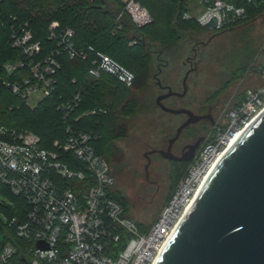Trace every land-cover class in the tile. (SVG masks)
I'll return each instance as SVG.
<instances>
[{
	"label": "built area",
	"instance_id": "1",
	"mask_svg": "<svg viewBox=\"0 0 264 264\" xmlns=\"http://www.w3.org/2000/svg\"><path fill=\"white\" fill-rule=\"evenodd\" d=\"M121 1L134 24L151 22L149 12L138 0ZM245 1L264 4V0ZM196 10L202 27L215 23L219 31L231 30L249 18L244 0H199ZM184 17L193 16L187 12ZM10 26L11 48L17 54L0 63V82L26 106L34 107L54 92L60 54L85 59L92 53V78L109 74L126 86L134 83L135 75L108 55L92 48H75L70 28L61 29L58 48L44 54L28 22ZM81 102V93L60 102L58 109L64 114L67 137L63 142L55 140L50 148L43 147L41 138L32 131H9L0 126V189L6 188L21 200L13 203L8 198L0 199V210L6 214V220L0 218V222L10 233L0 252V264H155L227 144L264 109V84L247 90L227 122L217 127L145 233L110 196L115 177L95 149L99 135L73 128L67 122ZM100 113L102 109L90 108L75 121ZM4 204L17 214L9 217L6 211L10 208L1 207Z\"/></svg>",
	"mask_w": 264,
	"mask_h": 264
},
{
	"label": "trees",
	"instance_id": "2",
	"mask_svg": "<svg viewBox=\"0 0 264 264\" xmlns=\"http://www.w3.org/2000/svg\"><path fill=\"white\" fill-rule=\"evenodd\" d=\"M138 2L151 16V22L144 26L133 23L125 11V3L121 0H0V63L15 58L17 54L11 48L10 25L28 22L35 40L41 42L44 54L55 51L58 48L60 30L70 28L75 48H92L94 52L104 53L135 75L131 86H126L109 74L95 79L89 75L92 53H87L85 59H71L66 54H60L57 58L61 68L55 76V90L34 107L23 104L0 82V126L9 131H32L41 138L43 147L50 148L55 140L63 142L67 137L64 114L58 109L60 102L81 93L80 107L67 118V122L73 128L93 131L99 135L94 144L95 149L113 170L122 153L116 146V141L126 137L130 121L147 103L145 91L152 76L155 45L163 48L173 46L185 32L199 33L203 28L196 18L184 17L189 0ZM244 6L249 18L236 27L254 21L264 13V4H250L244 0ZM252 59L253 55H245L240 62L234 64V77L247 70L263 75L264 64L257 68L250 66ZM90 108L102 109V113L82 116L75 121ZM215 132L216 129L213 133ZM189 166L190 163L171 164L170 190L176 189ZM109 192L122 205L124 215L131 218L127 196L116 184ZM174 192L175 190L169 200ZM0 196L13 203L20 200L6 188L0 189ZM6 206L10 208L6 211L9 217L17 214L10 205L4 204L1 207ZM135 222L142 232L145 231L141 223ZM9 235L0 222V252L10 239Z\"/></svg>",
	"mask_w": 264,
	"mask_h": 264
},
{
	"label": "rangeland",
	"instance_id": "3",
	"mask_svg": "<svg viewBox=\"0 0 264 264\" xmlns=\"http://www.w3.org/2000/svg\"><path fill=\"white\" fill-rule=\"evenodd\" d=\"M198 4L199 0H189L187 5V12L194 18L199 16V11L196 10ZM263 21L264 18L257 19L227 31L203 27L199 33L185 32L180 41L173 46L163 48L155 45L152 76L145 91L147 103L130 121L126 137L116 141V146L122 153L113 166L114 172L112 170L116 187L129 200L131 218L142 224V229H145L143 233L147 232L149 226L160 216L170 201L173 190H176L175 188L170 190V166L159 154L151 157L149 169L150 180L157 184L152 185L147 181L145 175L147 159L144 154L155 149H166L169 140L176 135L177 128L187 119L186 115H173L158 107L157 97L167 91L157 85L155 75L158 74V80L164 87L181 93L182 83L189 69V65H185L187 58L197 54L196 73L187 81V95L184 98H172L164 104L168 108L189 109L197 114L200 106L208 102L218 109L214 114L217 124H224L230 111L245 92L264 84V74L261 75L259 72L247 70L235 77L232 74L234 64L240 62L245 55H253L250 66L257 68L264 64ZM193 48H197V53L193 54ZM160 53L162 65L161 73H158L157 59ZM36 101L37 98H34L33 102ZM206 125L207 128H211L209 123L203 122L201 125L186 129L177 142L178 145L196 139L198 129L206 128ZM214 134L207 131L206 142ZM0 199L6 198L0 196ZM0 218L6 220V214L1 210Z\"/></svg>",
	"mask_w": 264,
	"mask_h": 264
},
{
	"label": "water",
	"instance_id": "4",
	"mask_svg": "<svg viewBox=\"0 0 264 264\" xmlns=\"http://www.w3.org/2000/svg\"><path fill=\"white\" fill-rule=\"evenodd\" d=\"M215 29L216 24L207 25ZM168 89L156 99L158 107L173 115H187L170 146L184 129L202 117L188 109L168 108L164 100L173 95ZM201 140L192 147L194 150ZM166 160L180 161L170 150H158ZM146 177L151 160L146 154ZM188 158L187 160H192ZM157 264H264V109L242 130L211 169L194 199L164 243Z\"/></svg>",
	"mask_w": 264,
	"mask_h": 264
},
{
	"label": "flooded vegetation",
	"instance_id": "5",
	"mask_svg": "<svg viewBox=\"0 0 264 264\" xmlns=\"http://www.w3.org/2000/svg\"><path fill=\"white\" fill-rule=\"evenodd\" d=\"M262 18H264V14L262 16H260L259 18H256L255 20L262 19ZM201 44L203 45V43H201ZM192 50H193V54L197 53V48H193ZM196 58H197V54H195V56H193V57H188L187 58V62L185 63V65H189V69L187 70V73L185 74V77H184V80H183V83H182L183 84V90H184V83L187 86V81L190 78V76L191 75H194L196 73V68H195V65L197 63V59ZM157 60L159 61L158 62L159 63V66H158L159 72L158 73H161L162 59H161V56L160 55L158 56V59ZM154 78L156 80H158V74L155 75ZM162 90H166L168 92V89H162ZM167 92H165V93H167ZM187 92H188V89H187ZM178 93H180V92H178ZM186 95H187V93H186ZM185 96L180 97V96L173 95V96L168 97L167 99H165L164 102L169 101L172 98H184ZM217 111H218V109L215 108L213 105H209L208 102H205V103H203V105L200 106L199 110L197 111L198 112L197 114H195L192 111L195 115L202 117V119L200 121H198L197 123H194V124L188 126L186 129H188V128L192 127V126H195V125H201L203 122L209 123L211 125V128H207V125L205 126L206 128H199L198 129L199 130L198 131V136H197L196 139H194V140L192 139L191 141H186L184 143H181L180 145H178L177 142L179 141V139H180V137H181L182 134L180 135V137L178 138V140L176 142H174L171 146L168 143L167 148L164 149V150H166V151L167 150H170V152L173 155L184 159V160H180V161L167 160L168 163H169L170 169H171V164L172 163H174L176 165H181V164H185V163H190L191 164V162L197 156V154L201 150V147L205 144V142L207 140L206 139V132L208 131V132H210V134H212L214 132V130L217 129V127L220 125L219 123L217 124L216 119H215V116H214V114ZM187 119H188V116H187ZM186 129H184V131ZM199 140H201L200 143L193 150L192 147L195 146ZM152 151H158V150L155 149V150L148 151V152H146L144 154V157L146 158V154H148V156L150 157V160H151V157L153 155L159 154V153L149 154V152H152ZM191 156H192L193 159L191 161L190 160H187L188 158H191ZM151 163H152V160H151ZM149 173H150V170H149ZM146 179H147L148 182L152 183V185H156L157 184L155 181L150 180V176L148 178L146 177ZM158 189H159V187H158Z\"/></svg>",
	"mask_w": 264,
	"mask_h": 264
},
{
	"label": "bare ground",
	"instance_id": "6",
	"mask_svg": "<svg viewBox=\"0 0 264 264\" xmlns=\"http://www.w3.org/2000/svg\"><path fill=\"white\" fill-rule=\"evenodd\" d=\"M242 131H238V132H236V134H235V136L231 139V141L227 144V146L225 147V149L223 150V152L221 153V155H220V157L223 155V153L225 152V150L229 147V145L234 141V139L241 133ZM220 157L218 158V160L220 159ZM218 160L216 161V163L218 162ZM215 163V164H216ZM215 164L213 165V167L215 166ZM212 167V168H213ZM207 177V176H206ZM206 179V178H205ZM204 179V180H205ZM204 182V181H203ZM203 184V183H202ZM201 184V185H202ZM201 187V186H200ZM200 189V188H199ZM164 251V250H163ZM163 251H162V253H163ZM161 253V254H162ZM161 254H160V256H161ZM160 256H159V258H160ZM159 258L157 259V261H156V263L155 264H157V262H158V260H159Z\"/></svg>",
	"mask_w": 264,
	"mask_h": 264
}]
</instances>
